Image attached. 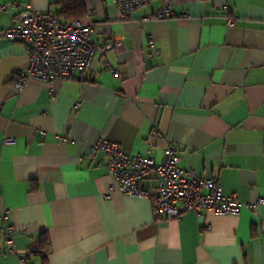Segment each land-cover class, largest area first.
<instances>
[{
	"label": "crops",
	"instance_id": "crops-1",
	"mask_svg": "<svg viewBox=\"0 0 264 264\" xmlns=\"http://www.w3.org/2000/svg\"><path fill=\"white\" fill-rule=\"evenodd\" d=\"M26 3L60 8L0 0V211L29 264H264V205L168 219L116 189L102 150L89 157L106 137L162 163L170 140L181 166L226 194L264 198V0H153L127 21L113 0H86L93 38L124 35L122 46L97 54L86 80H31L19 91L11 76L29 59L2 31ZM162 7L173 16L149 18ZM44 233L49 246L37 253ZM0 264H21L1 229Z\"/></svg>",
	"mask_w": 264,
	"mask_h": 264
},
{
	"label": "built area",
	"instance_id": "built-area-1",
	"mask_svg": "<svg viewBox=\"0 0 264 264\" xmlns=\"http://www.w3.org/2000/svg\"><path fill=\"white\" fill-rule=\"evenodd\" d=\"M152 1L113 0V4L119 10V20L127 21L137 9ZM197 1L204 3L206 0ZM2 9L0 6V10ZM171 16L172 9L162 7L149 18L159 20ZM235 22L233 17L227 18L229 26L235 25ZM2 34L20 40L25 45L29 65L11 76L13 85L19 91H22L31 80L49 85L59 79L86 80L89 78L93 58L97 54L106 56L116 51L126 39L124 35L94 39L92 25L89 22L83 19L64 20L56 13L37 10L32 3L24 5ZM111 70L116 72L114 66H111ZM50 95L52 99L56 97L52 88ZM81 105L82 101H79L75 107ZM14 141L12 137L4 140L5 143ZM97 150L104 152L107 170L117 179L116 189L120 193L151 200L156 213L168 219L178 218L187 211L239 215L244 207L256 213L259 207L264 205L263 197L245 203L236 193L226 194L217 179L201 176L194 169L181 166V157L170 140H167L165 159L162 163H157L150 155L125 153L117 142L106 137H101L91 145L89 157H93ZM153 175L156 183L145 185V181ZM111 190H115V187L112 186ZM106 195L109 196V193ZM0 222L2 223L0 229L5 235L9 250L16 253L21 264H29L28 256L17 250L14 242L17 230L10 223L8 209L0 211ZM262 230L264 231V224Z\"/></svg>",
	"mask_w": 264,
	"mask_h": 264
},
{
	"label": "trees",
	"instance_id": "trees-1",
	"mask_svg": "<svg viewBox=\"0 0 264 264\" xmlns=\"http://www.w3.org/2000/svg\"><path fill=\"white\" fill-rule=\"evenodd\" d=\"M86 0H52V4L59 6L58 16L64 20L83 19L88 11L85 4ZM49 246V237L44 233L40 242L33 248L38 249L37 253L44 252Z\"/></svg>",
	"mask_w": 264,
	"mask_h": 264
}]
</instances>
